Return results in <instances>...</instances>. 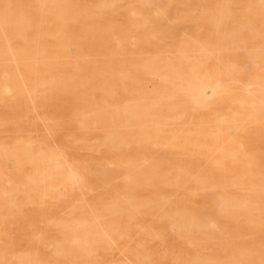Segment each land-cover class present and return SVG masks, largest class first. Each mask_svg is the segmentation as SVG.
Segmentation results:
<instances>
[{
  "label": "rangeland",
  "instance_id": "1",
  "mask_svg": "<svg viewBox=\"0 0 264 264\" xmlns=\"http://www.w3.org/2000/svg\"><path fill=\"white\" fill-rule=\"evenodd\" d=\"M262 44L264 0H0V264H264Z\"/></svg>",
  "mask_w": 264,
  "mask_h": 264
},
{
  "label": "bare ground",
  "instance_id": "2",
  "mask_svg": "<svg viewBox=\"0 0 264 264\" xmlns=\"http://www.w3.org/2000/svg\"><path fill=\"white\" fill-rule=\"evenodd\" d=\"M112 2H113V1H112ZM113 3H114V2H113ZM104 7H105V6H104ZM105 8H106V7H105ZM107 8H108V7H107ZM109 9H110V8H109ZM106 15H108V14H106ZM97 30H98V29H97ZM98 31H99V30H98ZM262 45H264V44H262ZM263 47H264V46H263ZM63 49H64V48H63ZM61 52H62V51H61ZM62 53H63V52H62ZM63 54H64V53H63ZM254 54H255V53H254ZM172 55L174 56V54H172ZM83 58H84V57H83ZM83 60H84V59H83ZM144 62H145V61H144ZM147 63H148V62H147ZM152 64H153V63H152ZM82 65H83V64H82ZM82 65H81V66H82ZM257 65H258V64H257ZM81 68H82V67H81ZM85 69H86V68H85ZM68 71H69V70H68ZM71 71H72V70H71ZM100 71H101V70H100ZM85 74H86V72H85ZM156 79H157V78H156ZM92 80H93V78H92ZM126 84H127V83H126ZM138 84H139V83H138ZM120 85H121V84H120ZM152 85H153V84H152ZM121 86H122V85H121ZM78 87H79V86H78ZM78 87H77V88H78ZM122 87H123V86H122ZM122 87H121V88H122ZM77 88H76V89H77ZM34 89H35V88H34ZM41 89H42V88H41ZM150 89H151V88H150ZM126 90H127V89H126ZM146 90H147V89H146ZM50 91H51V90H50ZM98 91H99V90H98ZM142 91H143V90H142ZM151 91H152V90H151ZM155 91H156V89H155ZM102 92H103V91H102ZM127 92H128V90H127ZM94 93H95V92H94ZM105 95H106V94H105ZM110 96H111V95H110ZM118 96H119V95H118ZM120 96H121V95H120ZM156 96H157V95H156ZM106 97H107V96H106ZM127 97H128V96H127ZM157 97H158V96H157ZM35 98H37V97H35ZM91 98H92V97H91ZM114 98H115V97H114ZM128 98H129V97H128ZM163 98H164V97H163ZM163 98H161V99H163ZM64 99H65V98H64ZM34 100H35V99H34ZM98 100H99V99H98ZM129 100H130V99H129ZM153 100H155V99H153ZM123 101H124V100H123ZM123 101H121V102H123ZM130 101H131V100H130ZM166 101H167V100H166ZM100 102H101V101H100ZM106 102H107V101H106ZM114 102H115V101H114ZM118 102H119V101H118ZM60 103H61V102H60ZM68 103H69V102H68ZM131 103H132V102H131ZM153 103H155V102H153ZM108 104H109V103H108ZM108 104H107V105H108ZM114 104H115V103H114ZM120 104H121V103H120ZM122 104H123V103H122ZM124 104H125V102H124ZM163 104H164V103H163ZM67 105H68V104H67ZM67 105H66V106H67ZM104 105H105V104H104ZM76 106H79V104L76 105ZM108 106H111V105H108ZM126 106H127V105H126ZM133 106H134V105H133ZM36 107H37V106H36ZM69 107H70V106H69ZM113 107H114V106H113ZM122 107H123V106H122ZM102 108H103V107H102ZM109 108H111V107H109ZM109 108H108V109H109ZM124 108H125V107H124ZM124 108H123V109H124ZM134 108H135V107H134ZM74 109H75V108H74ZM76 109H77V108H76ZM104 109H106V108H104ZM115 109H116V108H115ZM36 110H37V109L35 108V111H36ZM99 110H100V109H99ZM79 111H80V110H79ZM106 111H107V110H106ZM114 111H116V110H114ZM125 111H128V110H125ZM133 111H134V110H133ZM80 112H81V111H80ZM80 112H79V113H80ZM86 112H87V111H86ZM98 112H99V111H98ZM117 112H118V111H117ZM122 112H123V111H122ZM153 112H154V111H153ZM83 113H84V112H81L82 115H83ZM91 113H92V112H91ZM93 113H94V112H93ZM95 113H96V112H95ZM108 113H109V112H108ZM108 113H107V114H108ZM123 113H125V112H123ZM127 113H128V112H127ZM155 113H156V112H155ZM43 114H44V113H43ZM107 114H106V115H107ZM109 114H110V113H109ZM111 114H112V113H111ZM78 115H79V114H78ZM82 115H81V116H82ZM91 115H92V114H91ZM103 115H104V114H103ZM155 115H156V114H155ZM21 116H22V115H21ZM21 116H20V118H21ZM42 116H43V115H42ZM44 116H45V115H44ZM44 116H43V117H44ZM99 116H100V115H99ZM117 116H118V115H117ZM122 116H123V115H122ZM125 116H126V115H125ZM75 117L78 118V116H75ZM75 117H74V118H75ZM83 117H84V116H83ZM119 117H120V116H119ZM92 118H93V117H92ZM94 118H95V117H94ZM99 118H100V117H99ZM108 118H109V117H108ZM113 118H114V117H113ZM113 118H112V119H113ZM81 119H82V118H81ZM96 119H97V117H96ZM102 119H104V118H102ZM159 119H160V118H159ZM55 120H56V119H55ZM84 120H86V119H84ZM105 120H106V119H105ZM118 120H119V119H118ZM16 121H17V120H16ZM20 121H22V120H20ZM71 121H72V120H71ZM79 121H80V120H79ZM107 121H108V120H107ZM42 122H43V121H42ZM75 122H76V121H75ZM83 122H84V121H83ZM90 122H91V119H90ZM96 122H97V121H96ZM122 122H123V121H122ZM125 122H126V121H125ZM61 123H62V122H61ZM81 123H82V122H81ZM84 123H86V122H84ZM103 123H104V122H103ZM110 123H111V122H110ZM117 123H118V122H117ZM117 123H115V124H117ZM73 124H74V123H73ZM78 124H79V122H78ZM90 124H91V123H90ZM94 124H95V123H94ZM100 124H101V123H100ZM115 124H114V125H115ZM65 125H66V124H65ZM76 125H77V123H76ZM82 125H83V124H82ZM87 125H88V124H87ZM95 125H96V124H95ZM103 125H104V124H103ZM106 125H107V124H106ZM121 125H122V124H121ZM129 125H130V124H129ZM132 125H133V124H132ZM151 125H152V124H151ZM43 126H44V125H43ZM62 126H63V124H62ZM88 126H89V125H88ZM98 126H99V125H98ZM98 126H97V127H98ZM107 126H108V125H107ZM118 126H119V125H118ZM122 126H123V125H122ZM130 126H131V125H130ZM133 126H134V125H133ZM84 127H85V126H84ZM84 127H83V128H84ZM91 127H92V126H91ZM151 127H152V126H151ZM45 128H46V127H45ZM45 128H44V129H45ZM58 128H59V127H58ZM64 128H65V127H64ZM76 128H77V127H76ZM83 128H82V129H83ZM87 128H88V127H87ZM109 128H110V127H109ZM111 128H112V127H111ZM145 128H146V127H145ZM20 129H21V128H20ZM55 129H56V128H55ZM66 129H67V128H66ZM68 129H69V128H68ZM101 129H103V128H101ZM101 129H100V130H101ZM124 129H126V128H124ZM46 130H47V129H46ZM83 130H84V129H83ZM89 130H91V129H89ZM89 130H88V131H89ZM98 130H99V129H98ZM106 130H107V129H106ZM117 130H119V129H117ZM154 130H155V129H154ZM58 131H59V130H58ZM58 131H57V132H58ZM72 131H73V128H72ZM84 131H85V130H84ZM88 131L85 133L86 136L88 135ZM94 131H95V130H94ZM119 131H120V130H119ZM62 132H63V131H62ZM97 132H99V131H97ZM97 132H96V133H97ZM51 133H52V132H51ZM58 133L60 134V132H58ZM58 133H57V135H58ZM72 133H73V132H72ZM77 133H78V132H77ZM92 133H93V132H92ZM125 133H126V131H125ZM155 133H156V132H155ZM53 134H54V133H53ZM101 134H102V133H101ZM108 134H109V133H108ZM0 135H1V134H0ZM3 135H4V134H3ZM57 135H56V136H57ZM106 135H107V134H106ZM112 135H113V134H112ZM114 135H115V134H114ZM68 136H69V135H68ZM79 136H80V134H79ZM79 136H77V137H79ZM125 136H126V135H125ZM102 137H103V136H102ZM109 137H110V136H109ZM22 138H23V137H22ZM53 138H54V137H53ZM56 138H57V137H56ZM66 138H67V137H66ZM75 138H76V136H75ZM88 138H89V136H88ZM103 138H104V137H103ZM103 138H102V139H103ZM105 138H106V137H105ZM110 138H111V137H110ZM126 138H127V137H126ZM131 138H132V137H131ZM0 139H1V138H0ZM67 139H68V138H67ZM81 139H82V138H81ZM86 139H87V138H86ZM1 140H2V139H1ZM20 140H21V139H20ZM73 140L75 141V139H73ZM117 140H118V139H117ZM175 140H176V139H175ZM95 141H96V140H95ZM103 141H104V139H103ZM106 141H107V140H106ZM109 141H110V139H109ZM111 141H112V140H111ZM111 141H110V142H111ZM85 142H86V141H85ZM85 142H84V143H85ZM112 142H113V141H112ZM118 142H119V141H118ZM132 142H133V141H132ZM22 143H24V142H22ZM102 143H103V142H102ZM108 143H109V142H108ZM133 143H135V142H133ZM7 144H8V143H7ZM13 144H15V142H14ZM71 144H72V143H71ZM87 144H88V143H87ZM92 144H93V143H92ZM105 144H106V143H105ZM114 144H115V143H114ZM120 144H121V142H120ZM242 144H243V143H242ZM17 145H18V144H17ZM27 145H28V144H26L25 146H27ZM68 145H70V144H68ZM82 145H83V144H82ZM94 145H95V143H94ZM94 145H93V147H94ZM101 145H104V143L101 144ZM110 145H111V144H110ZM12 146H13V145H12ZM72 146H73V145H72ZM79 146H80V145H79ZM84 146H85V145H84ZM108 146H109V145H108ZM140 146H142V145L140 144ZM159 146H160V145H159ZM240 146H241V145H240ZM27 147H28V146H27ZM76 147H77V146H76ZM91 147H92V146H91ZM113 147H114V146H113ZM124 147H125V145H124ZM127 147H128V146H127ZM129 147H130V146H129ZM22 148H23V147H22ZM60 148H62V147H60ZM66 148H67V147H66ZM74 148H75V147H74ZM89 148H90V147H89ZM109 148H110V147H109ZM241 148H242V147H241ZM4 149H5V148H4ZM6 149H7V148H6ZM13 149H14V148H13ZM19 149H20V148H19ZM92 149H93V148H92ZM117 149H118V148H116V150H117ZM123 149H124V148H123ZM125 149H126V148H125ZM133 149H134V148H133ZM133 149H132V151H133ZM140 149H141V148H140ZM168 149H169V148H168ZM29 150H30V149H29ZM68 150H70V148H69ZM72 150H73V149H72ZM74 150H75V149H74ZM78 150H80V149H78ZM93 150H95V149H93ZM164 150H165V148H164ZM3 151H4V150H3ZM5 151H6V150H5ZM20 151H21V150H20ZM24 151H25V149H24ZM57 151H58V150H57ZM91 151H92V150H91ZM96 151H97V150H96ZM125 151H126V150H125ZM143 151H144V150H143ZM10 152H11V151H10ZM14 152H15V149H14ZM59 152H60V150H59ZM69 152H70V151H69ZM76 152H77V151H76ZM97 152H98V151H97ZM97 152H96V153H97ZM139 152H140V151H139ZM139 152H138V153H139ZM78 153H79V152H78ZM78 153H77V154H78ZM112 153H113V152H112ZM117 153H118V151H117ZM125 153H126V152H125ZM134 153H135V152H134ZM134 153H132V155H134ZM0 154H1V153H0ZM34 154H35V153H34ZM93 154H94V153H93ZM113 154H114V153H113ZM136 154H137V153H136ZM176 154H177V153H176ZM214 154H215V153H214ZM6 155H7V154H6ZM17 155H18V154H17ZM17 155H16V156H17ZM167 155H168V154H167ZM179 155H180V154H179ZM8 156H9V155H8ZM25 156H26V155H25ZM27 156H28V154H27ZM29 156H31V155H29ZM92 156H93V155H92ZM175 156H176V155H175ZM225 156H226V155H225ZM2 157H3V156H2ZM18 157H19V156H18ZM67 157H68V156H67ZM124 157H125V156H124ZM140 157H141V156H140ZM181 157H182V156H181ZM7 158H8V157H7ZM9 158H10V157H9ZM9 158H8V159H9ZM11 158H12V156H11ZM125 158H126V157H125ZM175 158H176V157H175ZM36 159L38 160L39 158H36ZM151 159H152V158H151ZM155 159H156V158H155ZM17 160H18V159H17ZM28 160H29V158H28ZM66 160H67V159H66ZM114 160H115V159H114ZM129 160H131V159L129 158ZM141 160H142V159H141ZM176 160H177V159H176ZM6 161H7V159H6ZM14 161H15V160H14ZM88 161H89V160H88ZM124 161H125V160H124ZM126 161H127V160H126ZM131 161H132V160H131ZM145 161H146V160H145ZM145 161H144V162H145ZM7 162H8V161H7ZM29 162H30V161H28V163H29ZM146 162H147V161H146ZM178 162H179V161H178ZM33 163H34V162H33ZM121 163H122V161H121ZM124 163H125V162H123L122 164L124 165ZM127 163H128V161H127ZM130 163H131V162H130ZM132 163H133V162H132ZM147 163H148V162H147ZM1 164H2V163H1ZM6 164H7V163H6ZM6 164H5V165H6ZM135 164H136V163H135ZM178 164H179V163H178ZM107 165H108V164H107ZM147 165H148V164H147ZM121 166H122V165H121ZM137 166H138V165H137ZM132 167H133V166H132ZM134 167H135V166H134ZM143 167H144V166H143ZM11 168H12V167H11ZM122 168H123V167H122ZM136 168H137V167H136ZM136 168H135V169H136ZM7 169H8V168H7ZM132 169H133V168H132ZM129 170H130V169H129ZM143 170H144V169H143ZM182 170H183V169H182ZM64 171H65V170H64ZM139 171H140V170H139ZM183 171H184V170H183ZM7 173H8V172H7ZM8 174H9V173H8ZM11 174H12V173H11ZM126 174H127V173H126ZM3 176H4V175H3ZM9 178H10V176H9ZM30 180H31V179H30ZM127 180H128V179H127ZM31 181H32V180H31ZM39 182H40V181H39ZM39 182H38V183H39ZM11 183H12V182H11ZM31 183H32V182H31ZM35 183H36V182H35ZM125 183H126V182H125ZM137 185H138V184H137ZM133 187H134V186H133ZM125 189H126V188H125ZM212 189H213V188H212ZM15 192H16V191H15ZM17 192H18V191H17ZM130 192H131V190H130ZM130 192H129V193H130ZM213 192H215L214 189H213ZM7 193H8V192H7ZM18 193H19V192H18ZM29 193H30V192H29ZM3 194H4V193H3ZM125 194H126V192H125ZM131 194H132V193H131ZM214 194H215V193H214ZM6 195H7V194H6ZM14 195H15V194H14ZM126 195H127V194H126ZM130 196H131V195H130ZM2 197H3V196H2ZM184 197H185V196H184ZM119 199H120V198H119ZM184 200H185V199H184ZM6 201H7V200H6ZM3 203H4V202H3ZM9 203H10V202H9ZM22 208H23V207H22ZM1 211H2V210H1ZM256 212H257V211H256ZM138 215H139V214H138ZM240 236H242L241 238L244 237L243 235H240ZM222 240H223V239H222ZM221 244H222V243H221ZM49 247H52V246H49ZM242 251H243V250H242ZM244 252H245V251H244ZM249 252H250V251H249ZM250 254H251V253H250ZM250 256H251V255H250ZM251 257H252V256H251ZM248 258H249V257H248ZM215 262H216V261H215ZM218 262H219V261H218ZM228 262H229V261H228ZM228 262H227V264H228ZM223 263H224V262H223Z\"/></svg>",
  "mask_w": 264,
  "mask_h": 264
}]
</instances>
